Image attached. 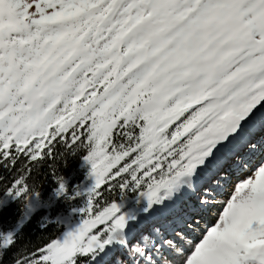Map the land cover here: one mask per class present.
<instances>
[{"label": "snow or ice", "instance_id": "obj_1", "mask_svg": "<svg viewBox=\"0 0 264 264\" xmlns=\"http://www.w3.org/2000/svg\"><path fill=\"white\" fill-rule=\"evenodd\" d=\"M45 142L86 150L95 185L76 230L11 264H264V160L221 199L264 155V0H0V169Z\"/></svg>", "mask_w": 264, "mask_h": 264}, {"label": "trees", "instance_id": "obj_2", "mask_svg": "<svg viewBox=\"0 0 264 264\" xmlns=\"http://www.w3.org/2000/svg\"><path fill=\"white\" fill-rule=\"evenodd\" d=\"M48 151V148L42 150V153ZM55 152L57 158L55 161L51 159H43V155L38 156V160L33 162L30 167L33 169L30 173L24 172L23 167L27 163V158L21 156L20 163L16 169H13L12 172H7L4 169H0V174L8 177V183H11L14 179L24 176L26 183L32 187L35 186L38 189L39 198L43 202L37 201L38 206L35 208L33 214L38 216L44 215V209L46 202L50 200L52 195H55L60 190V182L51 174L53 166L55 167L57 174L63 178V183L66 187L65 198H71L74 196V190L79 188H74V186H82L87 182L91 173V165L87 162L84 155H86V150H80L76 155H69L68 150H62V147L57 143ZM43 159V163H40V160ZM0 195H3V189L0 188ZM60 205V209L65 208V204L57 203ZM3 213L0 215V219H3L6 225L8 219L17 218L21 215V205L12 204L5 208ZM52 228H43L37 225V222L32 221L27 229L23 232L22 239L16 240V243L7 250L6 264H11L14 253H18L21 257L23 255L29 256L34 249L39 248L42 245H46L51 239L59 238L62 234L65 233V229L62 227H57L53 223L50 225ZM103 227V226H102ZM12 229H6V235ZM73 230H76L75 228ZM96 231H99L97 229Z\"/></svg>", "mask_w": 264, "mask_h": 264}, {"label": "rangeland", "instance_id": "obj_3", "mask_svg": "<svg viewBox=\"0 0 264 264\" xmlns=\"http://www.w3.org/2000/svg\"><path fill=\"white\" fill-rule=\"evenodd\" d=\"M37 139H39V137ZM57 140H59V137L57 138ZM35 143L36 141H33L32 144L29 145V148H33ZM59 145L62 147V150L63 149L66 150V148L62 144H59ZM45 148H47V142H45V147H43L41 150H37L39 152V155H43L41 151L44 150ZM259 156H262V155L259 154ZM253 170L251 172H243V173L241 172L240 176L244 177L243 179L252 177ZM233 180H235V177H233ZM232 182L229 184L228 189L223 193L221 197V199L224 201H227L228 199H230V196L233 192V187L235 183H232ZM94 185H95V177L91 174L85 184H83L82 186L73 187V189L79 188V189L74 190L73 197L65 198L64 191L63 192L60 191L57 194L52 195L50 200L46 202L45 209L43 210L44 211L43 216H38L37 214H33L35 208L38 206L37 201L43 202L39 198V196L37 195L32 196L31 201H30L31 206L28 208H26L24 204H22L19 200L9 197L6 200V202L2 206H0V215L3 213L2 211L5 208H7L8 206L12 204L21 205V215L17 218L12 217L8 219V222L6 223V225H2L1 223H4V221L3 219H0V242H2L4 239V236L2 235V233H5L6 229H12L9 231H13L14 229L16 240L18 241L21 240L23 232L25 231V229L28 228V226L30 225L32 221H35V223L37 222V225L40 227L41 230H43V228L51 229L52 227L50 225L53 223L57 227L64 228L65 233L68 231H74L73 229L78 228L79 225L82 223V220H81L82 212L80 210L83 209L87 205L88 192L94 187ZM77 193H80V195H77ZM61 202L62 204L66 205L64 209H60L61 206L57 205V203H61ZM225 207H226L225 204H219L216 207H214L213 208L214 212L211 213L212 215H207L205 217L206 224L208 226H213L218 221V217L222 215V212ZM25 212L27 213L26 216H25ZM21 220L23 221L22 226H20V224L18 223ZM44 224H47V226L42 227V225ZM133 235H135V232L133 233ZM197 239H199V236H197ZM24 256H27V255H23L21 258H23Z\"/></svg>", "mask_w": 264, "mask_h": 264}, {"label": "bare ground", "instance_id": "obj_4", "mask_svg": "<svg viewBox=\"0 0 264 264\" xmlns=\"http://www.w3.org/2000/svg\"><path fill=\"white\" fill-rule=\"evenodd\" d=\"M261 160H264V155H262V156H259V154H256L253 158H252V160L250 161V168L248 169V171H244V172H251L253 169H255L257 166H258V164L260 163V161ZM243 173V172H242ZM241 174V173H240ZM235 177V180H233V182L232 183H236L238 180H241V179H243L244 177H242V176H240L239 175V177H237V176H234ZM233 187V186H232ZM232 187H230V188H232ZM229 191H230V189H229ZM207 216V215H206ZM205 216V217H206Z\"/></svg>", "mask_w": 264, "mask_h": 264}]
</instances>
